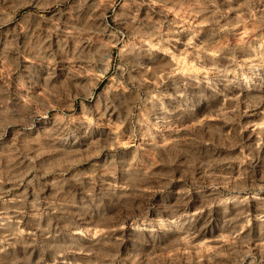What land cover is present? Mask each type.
<instances>
[{
	"label": "rangeland",
	"instance_id": "374dc122",
	"mask_svg": "<svg viewBox=\"0 0 264 264\" xmlns=\"http://www.w3.org/2000/svg\"><path fill=\"white\" fill-rule=\"evenodd\" d=\"M0 264H264V0H0Z\"/></svg>",
	"mask_w": 264,
	"mask_h": 264
}]
</instances>
